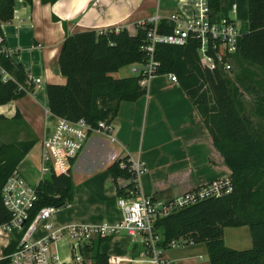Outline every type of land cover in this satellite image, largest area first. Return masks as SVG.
<instances>
[{
	"label": "crops",
	"instance_id": "obj_1",
	"mask_svg": "<svg viewBox=\"0 0 264 264\" xmlns=\"http://www.w3.org/2000/svg\"><path fill=\"white\" fill-rule=\"evenodd\" d=\"M174 13L191 15L192 0H58L53 4L33 0L31 5L17 0L14 20L2 25L5 52L0 54V70L3 80L13 81L17 93L24 95L0 106V117L18 125L21 140L37 141L18 167L31 185H38L40 143L49 133L46 88L67 82L59 67L65 38L87 31L123 28L135 35L140 23L156 16L167 20ZM226 17L236 23L242 35L247 34L248 0H220V9L213 11V19L221 21ZM36 79H41L39 85ZM17 113L21 119L16 121ZM112 124L113 138L92 133L73 162L74 200L54 214L57 226L98 225L123 219L109 168L124 158L145 164L146 171L139 179L140 192L158 202H169L230 177L231 172L193 101L180 85L172 83L165 75L153 78L147 93L136 102H122ZM36 149L37 155L34 154ZM235 229L238 236H250V241L246 242L251 247L247 250L252 249L250 229ZM3 240L4 244L0 239V250L5 245ZM204 248L206 250L205 245ZM99 249L109 257L110 264L115 261L117 264H151L141 257L142 237H131L125 232L106 238ZM66 250L69 258L70 252ZM58 251L61 255V243ZM179 253L169 251L174 264L199 261L197 256L191 261Z\"/></svg>",
	"mask_w": 264,
	"mask_h": 264
},
{
	"label": "trees",
	"instance_id": "obj_2",
	"mask_svg": "<svg viewBox=\"0 0 264 264\" xmlns=\"http://www.w3.org/2000/svg\"><path fill=\"white\" fill-rule=\"evenodd\" d=\"M57 1L41 0L43 4ZM23 2L31 5L33 0ZM208 2L212 10L220 9V0ZM16 4L17 0H0V32L2 25L14 20ZM248 20L249 32L239 39L234 57L235 67L242 71L235 80L222 71L212 73L204 69L196 41L191 40L185 47L161 45L156 52L161 63L160 75L174 73L202 116L214 146L231 172L233 189L222 197L209 198L159 218L155 226L163 234L164 247L172 241L204 244L210 264H264V129L256 128L249 119L253 114L264 121V97L249 111L241 89L258 77L253 72H264V0H248ZM150 27L147 23L138 26L135 35L123 28L67 36L59 54L60 72L67 82L46 88L51 116L71 121L85 119L97 127L100 122L111 124L122 102H136L143 97L147 88L140 86L138 77L116 78L115 74L125 66L145 63L142 46ZM159 29L161 33H171L173 25L162 20ZM247 91L251 92V87ZM23 95L17 93L13 81L3 80L0 70V106ZM14 119H21L19 113ZM0 121L13 123L2 116ZM36 144V140H29L0 145V225L11 218L3 205V187ZM71 171L70 167L67 173L49 175L38 185V201L31 219L42 208H62L73 202L75 183ZM109 173L118 198L136 197L135 185H119L120 179L129 181L134 177L128 158L116 161ZM241 227L250 229L252 249L228 248L224 230ZM105 239L87 247L91 262L83 264H110L109 257L99 249ZM10 252L11 249L6 251Z\"/></svg>",
	"mask_w": 264,
	"mask_h": 264
},
{
	"label": "built area",
	"instance_id": "obj_3",
	"mask_svg": "<svg viewBox=\"0 0 264 264\" xmlns=\"http://www.w3.org/2000/svg\"><path fill=\"white\" fill-rule=\"evenodd\" d=\"M213 11L208 0H192L191 15L174 13L167 19L173 25L171 33H161L159 25L162 19L159 16L138 25L145 26L146 23L151 25L146 43L142 46L146 61L143 64L131 65L132 73L139 78L142 88H147L153 78L160 76L161 63L156 57L157 47L161 45L185 47L191 40L197 43V55L204 69L212 73L222 71L232 75L234 57L238 52V42L242 34L230 18L215 21ZM4 44L5 38L0 32V54L5 52ZM164 75L172 83L180 85L174 73ZM35 82L39 85L41 79H36ZM47 114L50 117L47 122L49 133L40 143L38 185L49 175L67 173L72 162L82 153L92 133H101L113 138L114 132L112 123L100 122L97 127H93L85 119L71 121L51 116L49 110ZM131 171L133 179L129 181L120 179L119 185L125 188L132 183L135 185L137 195L133 198H118V206L124 213L121 221L59 227L53 221V216L60 208H42L31 219L38 201V185H31L22 173L16 170L2 190L3 205L11 218L0 225L2 244L5 239V245L0 250V264L4 261H7V264L89 263L91 256L87 258L84 254V252L89 254L87 250L89 243L121 232L131 237H142L144 249L141 257L147 258L151 264H174L169 257V251L194 244L187 241H172L164 247L162 245L164 237L156 228V221L200 201L227 195L233 189L229 179L218 180L169 202H158L140 192L139 179L146 171L145 164L131 160ZM64 240L70 252L68 259L61 257L58 251L60 243ZM9 249L11 252L6 253ZM199 259L202 261L203 256L199 255ZM113 264H117V261Z\"/></svg>",
	"mask_w": 264,
	"mask_h": 264
},
{
	"label": "rangeland",
	"instance_id": "obj_4",
	"mask_svg": "<svg viewBox=\"0 0 264 264\" xmlns=\"http://www.w3.org/2000/svg\"><path fill=\"white\" fill-rule=\"evenodd\" d=\"M241 73H242L241 69L239 67L234 66V72L232 73L231 76L232 80H235L234 77L241 75ZM253 73L258 77H255L253 81H250L248 83V86L247 84H245L244 88H241L243 90L241 91L244 94L243 101L246 107L248 108V110L256 107L257 101L264 97V72L255 71ZM120 76H133V73L131 72V66L123 67L120 71V74L115 75L116 78H119ZM248 87H251L252 89L251 92L247 91ZM249 115H251V112H249ZM249 119H251V121L254 123V126L256 128L264 129V121L261 120L259 117L252 114L249 117ZM0 134H1L0 136H3L4 138L0 140V145L3 142L6 144L9 143L18 144L20 142L26 141L20 139L21 131L19 130L18 125L16 123H6V122L1 123ZM36 153H37V149L35 150L34 154ZM61 210H64V208H61ZM242 236L245 235L242 234ZM242 236H238L236 234L235 228H226L224 230V240L228 248L234 250H247L248 248H250L251 244L247 243L248 241H250V236H248L247 238ZM242 241H244V243H242ZM66 249H67V243L64 240L61 242V255L63 256L64 259H68V252ZM171 251L181 252L179 253L180 256L186 257L188 260L191 261L194 257L197 256L199 261L195 264H209V256L204 248V244L178 247ZM84 254L87 258L90 257V255L87 254L86 252H84ZM199 255L203 256L202 261L199 259Z\"/></svg>",
	"mask_w": 264,
	"mask_h": 264
}]
</instances>
